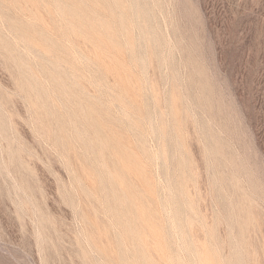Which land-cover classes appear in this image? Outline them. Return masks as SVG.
<instances>
[{
	"label": "rangeland",
	"instance_id": "rangeland-1",
	"mask_svg": "<svg viewBox=\"0 0 264 264\" xmlns=\"http://www.w3.org/2000/svg\"><path fill=\"white\" fill-rule=\"evenodd\" d=\"M0 264H264V0H0Z\"/></svg>",
	"mask_w": 264,
	"mask_h": 264
},
{
	"label": "bare ground",
	"instance_id": "bare-ground-1",
	"mask_svg": "<svg viewBox=\"0 0 264 264\" xmlns=\"http://www.w3.org/2000/svg\"><path fill=\"white\" fill-rule=\"evenodd\" d=\"M201 248V247H200ZM199 250V249H198ZM200 251V250H199ZM197 252V251H196ZM202 253V251H200ZM202 255V254H201Z\"/></svg>",
	"mask_w": 264,
	"mask_h": 264
}]
</instances>
